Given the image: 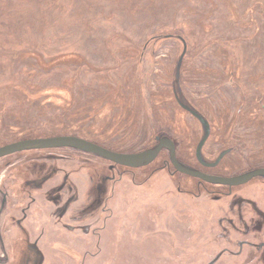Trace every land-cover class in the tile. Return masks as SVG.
Listing matches in <instances>:
<instances>
[{"label":"rangeland","instance_id":"rangeland-1","mask_svg":"<svg viewBox=\"0 0 264 264\" xmlns=\"http://www.w3.org/2000/svg\"><path fill=\"white\" fill-rule=\"evenodd\" d=\"M59 136L264 168V0H0V147ZM169 154L0 158V264H264V176Z\"/></svg>","mask_w":264,"mask_h":264},{"label":"water","instance_id":"water-1","mask_svg":"<svg viewBox=\"0 0 264 264\" xmlns=\"http://www.w3.org/2000/svg\"><path fill=\"white\" fill-rule=\"evenodd\" d=\"M207 136H208V127L206 126L205 137L197 147L195 156L198 162H200L202 165L212 167L216 165L219 159L212 164H208L203 162L200 157V150ZM53 147L76 149L82 152L97 155L115 164L130 168H138L149 164L151 161H153L156 158V156L162 149L166 148L170 152L169 154L170 163L177 172L213 185H222V186H231V187L240 186L247 183L248 181H250L255 177L264 176V168L253 170L244 175L235 176V177L212 176L186 168L177 161L174 153V144L171 140L166 138L158 139V143L153 149H149L135 154H120V153L111 152L94 143L81 140L72 136H59V137H51L44 139L23 140L0 147V158L27 149H43V148H53Z\"/></svg>","mask_w":264,"mask_h":264},{"label":"flooded vegetation","instance_id":"flooded-vegetation-1","mask_svg":"<svg viewBox=\"0 0 264 264\" xmlns=\"http://www.w3.org/2000/svg\"><path fill=\"white\" fill-rule=\"evenodd\" d=\"M219 158H220V157H219ZM217 160H218V159H217ZM217 160H216V161H217ZM217 163H218V162H217ZM217 163H216V164H217Z\"/></svg>","mask_w":264,"mask_h":264},{"label":"bare ground","instance_id":"bare-ground-1","mask_svg":"<svg viewBox=\"0 0 264 264\" xmlns=\"http://www.w3.org/2000/svg\"><path fill=\"white\" fill-rule=\"evenodd\" d=\"M202 159V158H201ZM23 241V240H22ZM27 248V247H26Z\"/></svg>","mask_w":264,"mask_h":264}]
</instances>
